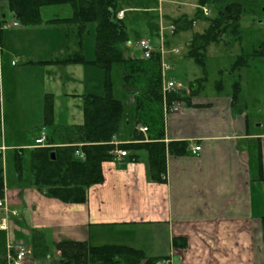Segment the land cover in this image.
<instances>
[{
  "label": "crops",
  "instance_id": "crops-1",
  "mask_svg": "<svg viewBox=\"0 0 264 264\" xmlns=\"http://www.w3.org/2000/svg\"><path fill=\"white\" fill-rule=\"evenodd\" d=\"M6 15L9 22L15 21ZM52 16L59 17L58 11ZM21 27L0 33V130L1 125L6 127L5 138L0 139L5 150L0 152L4 156L11 151L6 136L13 112L7 116V108L18 114L29 112L41 125L47 95L68 110L75 104L84 117L82 96L100 92V84L87 78L84 65L44 63L63 55L56 29L42 25L30 35L28 28ZM189 88L193 90L189 105L165 122L164 143L174 146L167 155L165 184L150 181L148 155L141 151L139 162H133L129 153L105 163V182L90 189L86 204L47 198L33 187V179L14 191L6 186L10 209L18 216L11 220L8 233L0 231V264H6L8 243L25 249L28 264H59L56 244L67 240L89 241L97 247L123 245L106 241L107 232L123 228L153 231L154 255L141 243L130 247L153 258L170 256L173 264H264V134L239 106V98L234 103L232 94L221 95L220 89L208 97L200 87ZM10 128L16 134V151L35 150L38 137L34 145L23 146L17 126L11 123ZM71 139L72 130L52 135L55 147L66 146ZM179 143L189 146L186 154L175 147ZM199 147L201 151L195 152ZM175 238L186 239L188 247L175 249Z\"/></svg>",
  "mask_w": 264,
  "mask_h": 264
},
{
  "label": "trees",
  "instance_id": "trees-1",
  "mask_svg": "<svg viewBox=\"0 0 264 264\" xmlns=\"http://www.w3.org/2000/svg\"><path fill=\"white\" fill-rule=\"evenodd\" d=\"M198 13L209 3L223 5L209 27L195 34L188 44L187 56L206 70V52L210 45L232 46L243 42L241 19L244 15V0H199ZM71 8L66 18L54 17L46 23L63 32V55L53 61L44 62L57 66L90 64L105 73L103 92L83 95L82 125L73 132V139L66 146H53L52 137H47L48 148L32 150V185L47 198L66 204H86L91 188L105 182L103 165L115 160V140L129 142L120 149L132 153V161L139 162L138 153L148 155V171L151 182L165 184L167 155L172 144H165V105L190 103L193 90L164 95L161 53L153 51L150 59L132 55L129 49V34L124 23L126 12L119 0H7L6 9L13 19L25 28L42 26L45 8ZM125 12L124 18L119 14ZM204 15V14H203ZM7 15H5L6 17ZM195 21L188 18L176 20L174 33L194 28ZM94 26L96 57L92 63L86 61L84 38ZM264 57V43L252 54H241L235 58L230 72L247 69L251 61ZM43 63V64H44ZM221 89V86L219 87ZM241 85L234 83L233 102L236 103ZM54 96L45 100V123L54 124ZM148 128L146 134L139 130ZM148 139V140H147ZM136 141V142H133ZM172 145V146H171ZM181 147L179 153L186 154L189 146ZM80 152L83 157L76 155ZM178 153V154H179ZM55 154V159H52ZM19 153V160H20ZM4 155L0 152V199L6 193ZM264 226V225H263ZM175 249H186L188 241L173 239ZM60 253L59 264H157L163 257H148L144 251L127 245L94 246L88 242L64 240L55 245Z\"/></svg>",
  "mask_w": 264,
  "mask_h": 264
},
{
  "label": "rangeland",
  "instance_id": "rangeland-1",
  "mask_svg": "<svg viewBox=\"0 0 264 264\" xmlns=\"http://www.w3.org/2000/svg\"><path fill=\"white\" fill-rule=\"evenodd\" d=\"M119 5L123 10L127 9L124 23L129 34V49L141 55L142 52L137 46L142 40L147 41L153 47L161 46L164 41L166 43L165 49L168 51L166 61L173 67V70L166 72V80L174 82L181 90L188 91L190 85H194L196 89L201 88L202 95L213 97L218 93L221 86V95H231L233 94L234 83L238 80L241 85L238 104L246 109L252 123L259 126L257 129L259 134H264V57L251 61L247 69L237 72L235 76H232V72H230L231 65L238 55L252 54L264 43V0H244L245 13L241 19L243 42L232 46H226L223 43L219 46L210 45L206 52V70L187 56L188 44L195 34H201L208 29L209 19L216 18L223 5L217 6L209 3L206 6L210 13L208 17L198 13V8L201 6L199 0H119ZM6 6L7 0H2V7L5 14H8ZM53 11H58L60 18H66L71 15L72 10L69 7H50L45 8L43 13V21H45L43 25L49 26L52 30L56 29L57 38L62 42L64 39L63 32L46 23L53 19ZM185 17L190 21H195L194 28L174 33L172 27L174 22ZM8 19H11L10 14H8ZM23 28L22 26L21 30H24ZM35 29V27L28 28L30 35L34 33ZM89 31H91L90 35L84 38V51L86 61L92 63L96 57L93 25L90 26ZM175 49L179 51L178 54L171 52ZM84 66L87 69V78H93L100 84L98 89L100 92L94 93L103 92L102 84L105 80V73L94 65L85 64ZM70 106L72 107L68 110L63 104H55V123L46 124L44 120L41 125H37L38 119L36 117H29L31 113L18 114L12 108H7V116L13 112L12 116H8V134L6 136V146H11V151L7 152V155L4 153L7 189L14 191V188H19L20 185L25 187L33 179L32 150L16 151L14 146L17 144L16 134L10 128L11 123L12 126H17L19 129L23 146L31 142L34 145L35 138H39L43 132L42 128L46 129L47 135L52 137V135L64 134L66 131L72 130L74 132L79 128L78 126L82 125L84 118L82 112L75 104ZM15 116L18 118L14 119ZM19 153L21 155L20 160L18 159ZM107 233L106 241L108 243L120 241L127 246L141 243L145 248L149 246L151 254L154 255L152 248L154 246L153 231L149 229L137 232L134 229L123 228L118 229L117 232ZM139 237L142 239L139 240ZM135 239L138 241L136 242ZM159 243L163 245L164 242L159 240ZM148 257L151 258L152 256L148 255Z\"/></svg>",
  "mask_w": 264,
  "mask_h": 264
},
{
  "label": "built area",
  "instance_id": "built-area-1",
  "mask_svg": "<svg viewBox=\"0 0 264 264\" xmlns=\"http://www.w3.org/2000/svg\"><path fill=\"white\" fill-rule=\"evenodd\" d=\"M0 3H1V0H0ZM204 13H206L207 15L209 14L207 10H205ZM18 26H20L19 22H14L12 24L5 22L3 19L2 11H0V32L6 31V29H10V28H18ZM138 48L141 50V52H143L142 56L144 59H150L153 51H159L161 53L162 75L164 76L163 93L166 96L176 91V89H178L177 84L166 80L165 74L166 72H169L172 70V66L166 61V55L168 51H166L164 43L162 42L161 46L153 47L147 41L142 40L141 42H139ZM172 53L177 54L179 53V51L175 49V50H172ZM182 107H183V104L180 102L174 103L171 106L165 105V108H164L165 116H168L170 113H177L178 111H180ZM1 127H2L1 128L2 131H0V138L4 139L3 125H1ZM140 131L147 132L148 128L142 127ZM46 139H47V134H46V131L44 130L41 136L38 139H36L35 148L36 147L47 148L48 145H47ZM121 144H122L121 142L119 143L114 142V145L116 147L114 156L116 157V159L125 158L129 156L127 150L118 149V147ZM1 149L4 150L5 148L2 147ZM199 151H201L200 147L195 149V152H199ZM77 156L80 158L83 157V155L80 152H77ZM16 216H18V213L15 210L11 211L10 203L7 197L4 196L2 199H0V231L9 232V229L11 226L10 225L11 220L15 218ZM7 249H8L7 256H6L7 264H28V260H26L27 253L25 249L17 245L13 246L11 243H8ZM158 264H173V261L171 259H163Z\"/></svg>",
  "mask_w": 264,
  "mask_h": 264
},
{
  "label": "water",
  "instance_id": "water-1",
  "mask_svg": "<svg viewBox=\"0 0 264 264\" xmlns=\"http://www.w3.org/2000/svg\"><path fill=\"white\" fill-rule=\"evenodd\" d=\"M52 159H53V160L55 159V154H52Z\"/></svg>",
  "mask_w": 264,
  "mask_h": 264
}]
</instances>
